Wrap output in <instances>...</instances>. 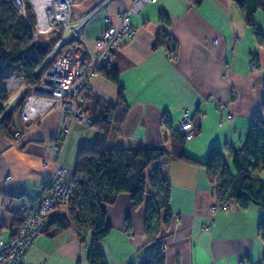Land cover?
<instances>
[{"label":"crops","instance_id":"obj_1","mask_svg":"<svg viewBox=\"0 0 264 264\" xmlns=\"http://www.w3.org/2000/svg\"><path fill=\"white\" fill-rule=\"evenodd\" d=\"M102 2L72 3L73 23L89 14L79 31L92 51L106 27L104 17L118 24L116 14L131 4V0H105L99 6ZM161 11L169 23L159 19ZM130 24L135 28L133 35L121 39L106 64L117 72L128 106L123 120L111 126L108 146L169 149L163 115H169L172 127L178 129L186 110L193 124V137L183 147L193 162L165 157L148 167L164 164L170 182V224L161 229L158 239L164 244V264H255L264 251V236L257 227L262 211L252 204L241 208L233 199L225 203V209L211 210L217 198L203 164L211 147L219 149L228 162V148L243 143L257 118L264 123V10L255 11L254 25H250L245 11L233 0L197 4L155 0L132 14ZM17 70L7 67L8 72ZM86 91L109 104L116 102V85L99 72ZM8 97L12 104L13 92ZM219 103L226 104L229 120ZM63 122L62 111L54 107L28 125L14 115L9 134L0 128L2 239L15 233L19 207L33 204L57 162L68 168V178H72L77 149L92 144L94 127L70 120L64 136ZM14 130L20 131L18 138L13 137ZM59 136L63 143L58 155L52 141ZM260 178L264 182V171ZM103 209L111 226L98 243L106 263L142 264L151 249L144 233L145 205H134L128 193H119ZM88 247L89 237L82 240L73 227L50 225L28 248L23 264H89Z\"/></svg>","mask_w":264,"mask_h":264},{"label":"trees","instance_id":"obj_2","mask_svg":"<svg viewBox=\"0 0 264 264\" xmlns=\"http://www.w3.org/2000/svg\"><path fill=\"white\" fill-rule=\"evenodd\" d=\"M189 1L197 4L200 0ZM233 1L245 11L246 21L250 25H254L255 11L264 10V0ZM159 19L169 23L163 11ZM33 21L34 14L29 5L23 15L9 0H0V114L8 100L5 78L17 72L29 87L34 86L41 77L40 73L36 75V69L57 39L51 33L38 37L35 43L31 33ZM165 35L162 33V36ZM171 50H174V46ZM8 66H15L18 70L8 72ZM97 71L116 85V102L109 104L86 90L82 92L84 100L80 106L92 118L90 126L94 127L96 135L90 146L77 149L67 214L52 218L49 225H54L56 229L73 227L82 240L88 236L89 264H107L98 246L111 230L103 205L112 204L119 193H128L134 205H145L144 233L151 249L142 264H164L158 239L161 229L168 225L170 219V182L159 164L152 166L148 172L146 170L150 164L164 157L193 162L184 153L185 135L173 128L169 115L164 114L162 124L169 129V149L157 145L110 148L107 143L110 128L123 120L128 106L117 72L106 65ZM22 103V98H19L14 110ZM262 111L264 113V101ZM12 113L8 112L0 123L2 131L8 134L12 128ZM228 158L226 162L222 152L211 147L203 164L214 185L216 198L224 204L233 199L241 208L248 204L258 207L263 216L257 227L264 236V182L260 178V172L264 171L262 119L257 118L248 127L240 146L228 148ZM129 224L127 219V228ZM255 264H264V251Z\"/></svg>","mask_w":264,"mask_h":264},{"label":"built area","instance_id":"obj_3","mask_svg":"<svg viewBox=\"0 0 264 264\" xmlns=\"http://www.w3.org/2000/svg\"><path fill=\"white\" fill-rule=\"evenodd\" d=\"M9 1L23 15L26 13L27 5L32 9L34 21L31 24V33L35 43L39 35L54 31L62 32L60 40L55 43L56 45L37 68L41 72V78L39 84L33 87L36 92L48 95L52 99L36 98L29 94L19 110L22 119L25 121L32 117L37 119L42 113V108L53 105L55 101L60 109L69 115L68 118L90 123L92 118L84 113L80 106L83 99V95L79 94L80 90L88 89L90 77L95 75L98 68L110 61L113 50L118 47L121 39L133 35L135 28L130 24L131 15L137 13L146 3L155 0H131L128 9L116 14L118 24L112 23L110 17L106 15L104 17L106 27L96 37L94 51L88 48L79 31L89 14L82 17L75 24L76 26L70 23L73 0ZM103 3L105 0L99 6ZM10 76L15 77L13 74ZM20 78L23 80L22 76ZM218 108L224 112L226 104L219 103ZM226 118L229 120L231 115L227 113ZM178 127L186 140L193 137L192 119L186 110L182 113ZM63 129L66 135L69 130L66 123ZM15 133L20 134L19 131ZM54 145L59 148L56 149L59 155L62 144L60 141H55ZM65 171V166L58 161L53 175L44 184L33 204L19 207L20 224L17 231L7 240L2 239L0 234V264H23L26 251L45 230L47 219L62 215L61 207L70 190L64 180ZM225 207L224 203L218 201L217 205L213 204L210 209H225Z\"/></svg>","mask_w":264,"mask_h":264},{"label":"rangeland","instance_id":"obj_4","mask_svg":"<svg viewBox=\"0 0 264 264\" xmlns=\"http://www.w3.org/2000/svg\"><path fill=\"white\" fill-rule=\"evenodd\" d=\"M73 3V2H72ZM70 23L72 24V25H74V26H76L75 24L76 23H73L72 21H71V19H70ZM51 33H53V36H56V40L53 42V44H52V48L57 44V42L60 40V38H61V35H62V32H58L57 33V31H54V32H50V33H47V34H51ZM61 33V34H60ZM81 33V32H80ZM47 34H42V35H39L38 37H40V36H44V35H47ZM32 39H33V36H32ZM56 43V44H55ZM51 48V49H52ZM252 64H254L255 65V63L254 62H252L251 63V65ZM39 67V66H38ZM39 69H36V72L38 71ZM98 70V69H97ZM96 70V73H98V71ZM95 73V74H96ZM11 74H13V75H15V77L14 76H10ZM11 74H9V76H7L6 78H5V85H6V89H7V91H8V95H9V92L11 91V92H13V95H15V98H14V100H13V102H12V104L10 103V101H6V103H5V107H4V111H3V113H1L0 114V123H1V121L3 120V118L5 117V115L8 113V112H13L12 113V119H13V116L14 115H16V116H18V118H19V120L22 122V123H24L25 125H28V124H31V123H33V122H35L37 119L36 118H33L32 117V119H30V120H28V121H25V120H23L22 119V116H21V114L19 113V110H20V107L19 108H17V109H15L14 110V105H15V103H16V101L19 99L18 97H20L21 95V93L22 94H24L23 95V97H22V101L24 102L25 101V99H27L28 98V95L29 94H32L34 97H36V98H41V99H52L50 96H48V95H43V94H40L39 92H36L35 90H33V87L34 86H37L38 84H39V82H40V80H38V82L34 85V86H32V87H29L26 83H25V81H24V79L22 80L21 78H20V76H22L20 73H17V72H12ZM40 74H41V72H40ZM94 76V75H93ZM93 76H91L90 77V79L89 80H91V78L93 77ZM23 77V76H22ZM41 78V77H40ZM23 90H25V92L23 93ZM84 90L83 89H81L80 90V92H79V94L81 95L82 94V92H83ZM12 95V94H11ZM9 98V97H8ZM84 100V98L83 99H81V102ZM53 105H51V106H48V107H46V108H42V112L43 111H45V110H48V109H51V108H54V107H57V108H59L60 109V107L58 106V104H57V102H53L52 103ZM61 110V109H60ZM41 111V110H40ZM62 111V110H61ZM84 112V111H83ZM225 112V117H226V115H227V113L229 114V112L227 111V106H226V110L224 111ZM62 113H63V115H64V122H63V124H62V130H61V132H62V134H64L63 133V131H64V125H65V123L67 124V126L69 125V123H68V121H70V120H80V119H71V118H68L67 116H69L66 112H63L62 111ZM84 113H86V112H84ZM31 118V117H30ZM81 121V120H80ZM83 124H85L86 126H90V123H88V124H86L84 121H81ZM1 128V127H0ZM69 129V128H68ZM69 131V130H68ZM67 135V134H66ZM66 135H64V136H66ZM13 137L14 138H18L19 137V134L17 135L15 132H13ZM55 141H60V143L62 144L63 143V137H55L54 139H53V141H52V143H53V145H54V143H55ZM61 146L62 145H60V149H61ZM54 147H55V149H59V148H57L55 145H54ZM165 158V157H164ZM65 166V165H64ZM162 169H163V171L165 172V169H164V164L162 165H159ZM65 178H64V180H65V182H66V184H68V187H70V190H69V194H68V197L66 198V200H65V202L62 204V207H61V214L62 215H66L67 214V210H68V201H69V197H70V195H71V193H72V188H73V184H72V178H68V168L65 166ZM149 171V168L146 170V172H148ZM73 177V176H72ZM4 179L5 180H7L8 179V175L7 176H5L4 177ZM6 198L8 199V196H6ZM222 202V201H220V200H216L215 202H214V205L216 204L217 205V202ZM222 203H224V202H222ZM226 208V207H225ZM220 209H224V208H220ZM211 210H213V209H211ZM216 210V209H215ZM18 211H19V209H18ZM214 211V210H213ZM54 217H57V216H54ZM54 217H49L48 219H47V226H46V228H45V230L43 231V233L44 232H46L47 230H48V228H49V221L52 219V218H54ZM170 219H171V216H170ZM170 219H169V222H168V225L165 227V229H167L168 227H169V224H170ZM20 224V223H19ZM18 227H19V225H18ZM18 229V228H17ZM17 231V230H16ZM42 234V233H41ZM39 237V236H38ZM34 242V241H33ZM32 242V243H33ZM32 245V244H31ZM30 245V246H31ZM159 249H160V252L161 253H163V250H164V244L162 243V242H160L159 243ZM27 252V251H26ZM127 264H131V262H128ZM132 264H135L134 262H132Z\"/></svg>","mask_w":264,"mask_h":264},{"label":"water","instance_id":"obj_5","mask_svg":"<svg viewBox=\"0 0 264 264\" xmlns=\"http://www.w3.org/2000/svg\"><path fill=\"white\" fill-rule=\"evenodd\" d=\"M42 69V68H41ZM40 73V70H38L37 72H36V75H38Z\"/></svg>","mask_w":264,"mask_h":264},{"label":"bare ground","instance_id":"obj_6","mask_svg":"<svg viewBox=\"0 0 264 264\" xmlns=\"http://www.w3.org/2000/svg\"><path fill=\"white\" fill-rule=\"evenodd\" d=\"M20 95H21V96H20L19 98L21 99V98L23 97L24 94L21 93Z\"/></svg>","mask_w":264,"mask_h":264}]
</instances>
